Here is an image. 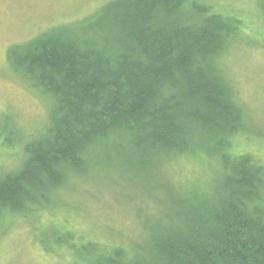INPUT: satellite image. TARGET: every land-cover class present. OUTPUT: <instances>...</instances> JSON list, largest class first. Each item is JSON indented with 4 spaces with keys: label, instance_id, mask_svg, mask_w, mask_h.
Returning a JSON list of instances; mask_svg holds the SVG:
<instances>
[{
    "label": "trees",
    "instance_id": "trees-1",
    "mask_svg": "<svg viewBox=\"0 0 264 264\" xmlns=\"http://www.w3.org/2000/svg\"><path fill=\"white\" fill-rule=\"evenodd\" d=\"M103 12L100 41L62 30L20 60L55 118L22 169L0 177V220L39 216L72 177L110 162L146 184V167L209 157L218 185L167 187L166 218L144 224L134 247L75 245L70 231L53 244L82 264H264V165L234 151L250 118L221 62L241 22L202 0H112Z\"/></svg>",
    "mask_w": 264,
    "mask_h": 264
},
{
    "label": "rangeland",
    "instance_id": "rangeland-1",
    "mask_svg": "<svg viewBox=\"0 0 264 264\" xmlns=\"http://www.w3.org/2000/svg\"><path fill=\"white\" fill-rule=\"evenodd\" d=\"M111 1L0 0V177L22 169L27 145L43 138L55 118L51 98L33 86L20 60L34 42L62 30L100 41V24L107 21L103 9ZM202 1L241 22L221 59L250 118L248 129L234 140V151L264 165L263 0ZM208 158L174 159L160 175L157 166L146 167L145 175L155 176L146 184L131 180L130 172L111 162L109 170L72 177L56 195L58 201L39 216L15 213L0 220V264H82L69 246L53 244L64 231L74 233L69 239L75 245L96 241L106 248L134 247L144 238V224L152 227L163 214L166 218L167 187L204 191L218 185L223 172L216 159Z\"/></svg>",
    "mask_w": 264,
    "mask_h": 264
},
{
    "label": "bare ground",
    "instance_id": "bare-ground-1",
    "mask_svg": "<svg viewBox=\"0 0 264 264\" xmlns=\"http://www.w3.org/2000/svg\"><path fill=\"white\" fill-rule=\"evenodd\" d=\"M194 9V8H193ZM264 202V201H263Z\"/></svg>",
    "mask_w": 264,
    "mask_h": 264
}]
</instances>
